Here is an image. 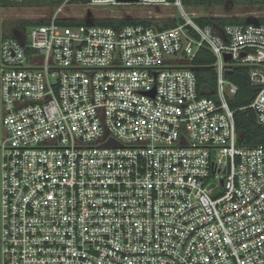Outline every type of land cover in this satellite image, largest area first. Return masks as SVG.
Here are the masks:
<instances>
[{"label": "built area", "instance_id": "1", "mask_svg": "<svg viewBox=\"0 0 264 264\" xmlns=\"http://www.w3.org/2000/svg\"><path fill=\"white\" fill-rule=\"evenodd\" d=\"M87 2L182 21L66 26L65 0L21 38L0 32V264H264V144L241 142L228 78L249 68L241 109L264 127V24ZM204 49L214 96L190 68Z\"/></svg>", "mask_w": 264, "mask_h": 264}, {"label": "trees", "instance_id": "2", "mask_svg": "<svg viewBox=\"0 0 264 264\" xmlns=\"http://www.w3.org/2000/svg\"><path fill=\"white\" fill-rule=\"evenodd\" d=\"M12 1V0H11ZM26 1V0H25ZM32 1V0H30ZM39 5L46 4L50 6H58L65 0H35ZM79 0H71V3H76ZM184 5L191 9L193 7H213L216 5H224L227 0H182ZM234 4H244V5H258L264 4V0H232ZM9 3V1H8ZM197 22L201 25H212L218 30L222 29L227 24H237V23H253V24H264V17H241L237 15L232 16H216V15H206L195 17ZM48 18L37 19V20H18L12 23L8 29L4 30L5 36L19 37L17 32H25L30 26L37 24L48 23ZM182 21L181 18H173L171 22H165L163 27H171ZM60 24L71 26L84 24L85 19L69 18L62 19L59 21ZM93 22L97 25L120 27L122 25H127L131 23H144V24H155L161 27V24L156 22L154 19H140V20H130L127 18H117V17H103L95 18ZM214 57L212 54L205 49L202 50L198 56L192 61L193 66L202 68L196 71L198 77V88L199 92L203 95L214 96V88L216 85V76L212 68ZM249 68L241 65H231V70L228 74V78L235 82L239 86V91L235 95L234 99L231 101V107L235 111V121L238 131L241 134V142L248 146H253L257 144H264V127L260 125L257 121L256 114L251 109H241V107L250 104L254 95L256 94V89L251 86L249 77Z\"/></svg>", "mask_w": 264, "mask_h": 264}, {"label": "rangeland", "instance_id": "3", "mask_svg": "<svg viewBox=\"0 0 264 264\" xmlns=\"http://www.w3.org/2000/svg\"><path fill=\"white\" fill-rule=\"evenodd\" d=\"M9 1V3H8ZM42 1V0H39ZM54 6L39 5L35 0H0V32L8 29L13 22L18 20H37L47 18L53 11ZM188 9V8H187ZM193 15H237L241 17H264V7L255 5L232 4L229 6L216 5L213 7H193L188 9ZM70 18L89 19L103 17L127 18L130 20L154 19L160 24L171 22L173 18L179 17L178 10L174 7H144L136 4L113 5H89L87 0H79L71 3L64 12ZM30 26L27 30L30 31ZM23 32V31H22ZM22 32H17L22 37Z\"/></svg>", "mask_w": 264, "mask_h": 264}, {"label": "water", "instance_id": "4", "mask_svg": "<svg viewBox=\"0 0 264 264\" xmlns=\"http://www.w3.org/2000/svg\"><path fill=\"white\" fill-rule=\"evenodd\" d=\"M131 1H137V0H131ZM88 21H89V19H86V22H88ZM225 59L226 60H229L230 59V55L229 54H225ZM190 68L193 69V70H195V71L202 69V68L196 67V66H190ZM210 68H212V67H210ZM228 72L229 71H227V74H228Z\"/></svg>", "mask_w": 264, "mask_h": 264}, {"label": "flooded vegetation", "instance_id": "5", "mask_svg": "<svg viewBox=\"0 0 264 264\" xmlns=\"http://www.w3.org/2000/svg\"><path fill=\"white\" fill-rule=\"evenodd\" d=\"M233 4V1L232 0H227L224 4V6H229V5H232ZM257 7H264V4H258V5H255Z\"/></svg>", "mask_w": 264, "mask_h": 264}]
</instances>
